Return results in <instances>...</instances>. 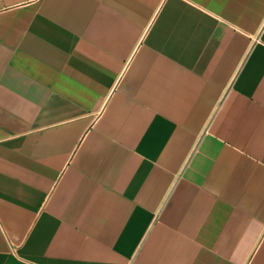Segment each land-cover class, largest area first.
Instances as JSON below:
<instances>
[{
    "label": "crops",
    "instance_id": "crops-1",
    "mask_svg": "<svg viewBox=\"0 0 264 264\" xmlns=\"http://www.w3.org/2000/svg\"><path fill=\"white\" fill-rule=\"evenodd\" d=\"M0 264H264V0H0Z\"/></svg>",
    "mask_w": 264,
    "mask_h": 264
}]
</instances>
